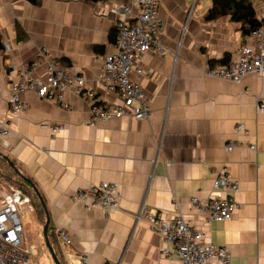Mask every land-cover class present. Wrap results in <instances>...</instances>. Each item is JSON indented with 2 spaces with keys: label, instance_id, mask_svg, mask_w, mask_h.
Segmentation results:
<instances>
[{
  "label": "crops",
  "instance_id": "1",
  "mask_svg": "<svg viewBox=\"0 0 264 264\" xmlns=\"http://www.w3.org/2000/svg\"><path fill=\"white\" fill-rule=\"evenodd\" d=\"M252 1L262 21L264 3ZM119 4L130 1L0 0V116L9 127L8 136L0 135V175L27 186L24 193L45 220L34 190L14 169L31 181L47 209L48 240L60 264H181L175 253L162 257L163 241L143 220L147 213L183 215L203 244L225 247L232 264H264V113L257 102L264 101V77L251 74L239 83L202 77L201 71L233 61L239 46L254 47L230 17L206 19L211 0H159V41L168 55H142L138 71L130 72L150 99L147 119L91 126L87 100L72 92L63 94L62 105L27 93L29 110L9 114L14 77L8 65L36 61L41 51L81 75L105 102L120 104L100 77L102 60L116 53L118 18L110 8ZM35 77L46 78L44 67ZM228 142L236 144L230 152ZM222 169L238 183L237 209L229 222L208 223L189 200L226 197L213 189ZM103 182L117 185L116 211L71 199ZM0 184L1 198L8 183ZM36 215L42 234L25 264L28 256L54 264Z\"/></svg>",
  "mask_w": 264,
  "mask_h": 264
},
{
  "label": "built area",
  "instance_id": "2",
  "mask_svg": "<svg viewBox=\"0 0 264 264\" xmlns=\"http://www.w3.org/2000/svg\"><path fill=\"white\" fill-rule=\"evenodd\" d=\"M129 1L130 4H119L110 8V12L118 18L116 53L102 60L100 74L105 89L118 92L120 104L105 102L87 87L81 75L62 68L56 60L48 58L46 51H41L36 61L8 65L14 77L7 99L9 114L16 116L29 110L28 103L22 98L27 93H32L46 102L62 105L63 94L72 92L87 100L91 126L124 117L147 119L152 112L150 99L140 85L130 78V72L138 71L137 62L142 55L150 53L164 58L168 55V50L159 41L164 28L158 18L159 0ZM132 7L137 8L138 13L135 16ZM249 38L253 40L254 47L246 44L239 46L233 61L226 66H213L201 71L202 77L234 83H239L251 74L264 77V28L251 31ZM7 50L6 48V52ZM40 67H44L45 79L35 77ZM257 102L259 112L264 113V101ZM237 129L242 131L243 127L239 126ZM57 130L58 127L53 128V132ZM8 134L6 119L0 116V135L6 137ZM234 147V142H228L225 151L230 152ZM213 189L228 194L226 197L215 196L203 200L192 197L189 205L202 214L208 223L229 222L237 209L233 194L238 190V183L226 169H222L213 180ZM72 200L83 203L88 208H100L105 213L116 211L119 206L118 188L112 183H98L79 191ZM0 205V264H25L27 254H33L34 251L22 248L23 226L20 216H26L23 206H26V213L34 211L30 198L11 186L2 194ZM143 220L162 239L164 247L161 249V255L164 259L168 260L175 253L181 264H209L212 261L232 264L225 247L203 244L201 232L181 214L163 219L147 213ZM60 237L66 242L62 234ZM81 261L86 264L85 259Z\"/></svg>",
  "mask_w": 264,
  "mask_h": 264
},
{
  "label": "trees",
  "instance_id": "3",
  "mask_svg": "<svg viewBox=\"0 0 264 264\" xmlns=\"http://www.w3.org/2000/svg\"><path fill=\"white\" fill-rule=\"evenodd\" d=\"M261 1L264 3V0ZM224 16H228L232 22L240 24V29L245 35H248L251 31L260 27L264 28V19H262V21L256 20V13L252 0H211V8L208 10L206 19L214 21ZM2 178L5 180V183L14 181L15 184H17L15 187L18 189L21 188L20 191L24 195H28L27 193H24L27 192V186L19 181L8 179L0 175L1 182H4ZM34 212L38 213L35 207ZM47 236L49 237L48 231Z\"/></svg>",
  "mask_w": 264,
  "mask_h": 264
},
{
  "label": "rangeland",
  "instance_id": "4",
  "mask_svg": "<svg viewBox=\"0 0 264 264\" xmlns=\"http://www.w3.org/2000/svg\"><path fill=\"white\" fill-rule=\"evenodd\" d=\"M259 1H261V0H259ZM16 181H17V179H16ZM13 182L14 181H11L7 185H5V187L13 186V188H16L15 186L17 184H15V182L14 183ZM16 189H18V188H16ZM20 189H18V190H20ZM6 191L7 190H5V192ZM71 199H72V197H71ZM31 205H32V203H31ZM22 209H23V211H25V215L27 216V217L26 216L23 217L22 215L20 216L21 217V223L23 226V235H24V238L22 240V248L28 249V248H30L31 245H33L34 241H37L39 239V237H37V236L42 234V228L39 226V223L37 222V219H36L37 215L34 211L31 213H29V212L26 213V206H23ZM37 211H38L39 216H40V223L42 224V226H44L45 220H44V216L42 215V211H40V210H37ZM31 247H33V246H31ZM28 258L29 259H28L27 264H51V263H49V260L47 258L38 259L36 261H34L33 257L28 256Z\"/></svg>",
  "mask_w": 264,
  "mask_h": 264
},
{
  "label": "water",
  "instance_id": "5",
  "mask_svg": "<svg viewBox=\"0 0 264 264\" xmlns=\"http://www.w3.org/2000/svg\"><path fill=\"white\" fill-rule=\"evenodd\" d=\"M11 167H12V165H11ZM14 170H15V173H16L21 179H23L24 181H26V182L28 183V185L34 190L36 196L38 197V199H39V201H40V203H41V205H42V208H43V211H44V214H45V224H44V226H43V234H44L45 245H46V247H47V249H48V251H49V253H50V257H51L53 263H54V264H60V262L58 261L56 255L54 254V251H53V249H52V247H51V245H50V243H49L48 236H47V231H48V226H49V215H48L47 209H46V207L44 206V204H43V202H42V200H41V197L39 196V194H38L37 190L35 189V187L32 185L31 181H29V180L23 178V177L20 175V173H19L16 169H14Z\"/></svg>",
  "mask_w": 264,
  "mask_h": 264
}]
</instances>
